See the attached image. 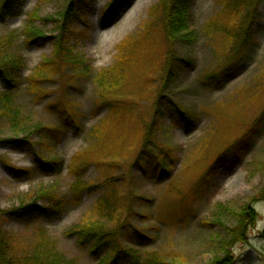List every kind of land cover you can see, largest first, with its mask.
<instances>
[{
    "label": "rangeland",
    "instance_id": "374dc122",
    "mask_svg": "<svg viewBox=\"0 0 264 264\" xmlns=\"http://www.w3.org/2000/svg\"><path fill=\"white\" fill-rule=\"evenodd\" d=\"M1 1L0 46L7 57L20 59L14 105L22 124L17 128L11 118L0 117V222L11 234L14 257L30 256L45 244L61 258L58 264H100L106 250L90 252L72 231L96 217L95 205L107 195L124 209L119 223L109 227H117L129 242L122 247L141 263L157 254L173 264H264V2L248 26L252 43L238 49L235 38L243 37L248 21L231 0H187L188 30L174 40L164 29L169 0H140L128 19L120 17L135 0L115 19L105 17L112 0H92L87 9L71 0H14L7 17ZM62 22L71 41L63 52L79 63L61 55L48 69ZM32 27L46 38L42 46L26 40ZM131 38L141 42L121 71L124 85L111 90L107 81L102 89L100 71L117 62L122 42ZM169 53L180 64L173 80L166 76ZM31 75L41 84L32 92ZM104 90L117 94L104 96ZM169 101L189 116L187 124L168 112ZM51 103L79 126L76 131L63 129L59 139L41 136L37 126L63 122L47 108ZM253 126L259 132L241 161L232 168L229 162L215 165ZM97 129L100 140L94 141ZM24 139L32 153L29 143L8 142ZM146 139L151 176L136 161ZM78 156L88 163L79 171L82 181L93 186L76 203L53 219H7L6 211L46 204L40 191L72 199L76 179L69 166ZM162 158L171 174L161 175ZM38 159L58 160L62 170L47 173ZM208 170L215 172L205 178ZM128 183L133 192L127 197ZM243 211L252 213V222L232 242Z\"/></svg>",
    "mask_w": 264,
    "mask_h": 264
},
{
    "label": "trees",
    "instance_id": "16d2710c",
    "mask_svg": "<svg viewBox=\"0 0 264 264\" xmlns=\"http://www.w3.org/2000/svg\"><path fill=\"white\" fill-rule=\"evenodd\" d=\"M13 1L14 0L1 1V7L4 16L7 17L8 15H13ZM132 1L133 0H112L108 6V10L105 13V17L115 19ZM169 1L170 2L168 8L165 11L164 29L167 37L174 40L175 38H182L183 32L188 30L189 5L187 3V0ZM71 2L75 3L80 9H87L90 4L93 3L92 0H71ZM262 2H264V0H231V3L233 5L238 6V10L243 15V19L248 21V25L243 31V37L239 39L235 38V41L238 43V49L241 47L243 48L247 43H252L253 38L248 26L257 18L259 4ZM60 30L61 33L63 32V34L60 35V38L58 39L59 41H57L58 48L55 57L51 58L45 63V67H47L48 69L52 68L53 62L59 61L61 59L59 58L61 55H65L68 58V61L72 60L71 62L79 63V59L77 56H74L69 52L67 54L66 51L63 52V50L66 49V47L71 42L68 38H66L68 35L65 36L66 23L62 22ZM190 34L191 32H187L184 37L186 38ZM62 35H64L65 37H61ZM45 39L46 38L36 32L33 27L28 31V38L26 37V40L29 42V44H36L40 46L43 45ZM139 42H141L140 38H137L136 40L131 38L130 40L122 42V45L120 44L123 47L121 48L119 46L121 49L119 52L120 56L118 57L117 62L113 66L104 68L100 71L99 83L102 89L107 81L108 87H110L111 90H114L113 88L117 90V88L124 85L125 76H120L121 71L128 64V61L126 59L128 58L129 53H133ZM68 50L70 51L69 47ZM7 55L8 54L6 50L2 46H0V79L4 85V90L0 91V117L1 115H3L5 117L11 118V121L14 122L18 128L22 124V122L19 119L20 115L18 111L15 110L14 91L17 89V85H15V83L18 81L16 76L18 75L19 71L20 59L16 57H7ZM169 58V68L166 76L168 80H173L177 78V73L175 71L179 69L180 64L177 62L178 60L176 62L174 61L175 57L171 53H169ZM28 80L30 84L29 89L31 92L33 89H40L41 84L37 83L39 81L38 78L31 75ZM106 93L112 94V96L117 94L116 92L110 93L109 90H104L103 95L105 96ZM166 106L168 112L175 119L179 120L183 124H187L189 116L186 113L180 111L179 108H176V106L174 107L172 101H169ZM47 108L52 112L60 114L62 116L63 122L57 127L44 125L37 126L35 129L41 133L42 137H55L59 139L61 130L69 128L76 131V128L79 127L78 125L74 124L73 120L68 118V115L67 117H65L64 110L57 107L55 103L47 105ZM259 129L260 127L255 128L254 126L250 128L249 135L239 139L230 149L224 152V154L220 155L216 160L215 165L224 166L229 162L228 165L230 168H232L233 166H235V164L240 162L243 157L242 151L252 146V143L255 140L254 138L258 134ZM99 132L100 130L97 129L94 136V141L100 140ZM150 135L151 133H147L148 137ZM148 141H150V139L145 140V145L143 146V149L138 153L136 161L137 163L141 162L144 167V171L147 173V175L151 176V174L155 173V169L151 167L150 161L146 157V154H148L147 152L149 151L146 148V143ZM8 142L16 147H20L19 145L23 142L29 143L30 145V142H28L27 139L9 140ZM92 143L94 142L92 141ZM31 148L32 146L30 145L29 150L32 153ZM79 160H81L80 156H78V158L75 157L74 159H72L69 166L70 173L73 174L76 179L71 186V191L73 193L72 199L69 200L66 197L59 196L57 193H53V191H40L39 195L40 197H42V199H44V202L46 204L40 206L33 204L6 211L4 215L7 217V219L17 220L23 223H30L37 217L53 219L62 214L67 204L76 203V201L79 199L78 195L80 197L84 190L93 186L84 185L85 182L82 181V177L79 174V171L85 169L88 163L86 164L84 161L83 163H80ZM164 161L165 158L160 159L162 165L161 175L163 176L166 174H171L168 163H165ZM38 162V168L45 167L48 171L47 173L58 174L62 170V168L60 167L61 163L58 160L53 162L45 161L46 163L44 164L42 163L43 161L41 159H38ZM211 169H215L214 166ZM214 172L213 170H208V172L205 174V178H207L208 175ZM129 184L130 183H128V186H125V189L128 190L126 195L127 197L131 196L133 192V188L130 187ZM121 192L122 191H120V195L123 196L124 192ZM110 199V196H102L95 205L96 217L92 220L84 221L83 224L76 226L73 229L72 233L77 235L78 244L84 248H88L92 253H99L100 250H106V254L104 255L100 264H173L171 262L163 260L164 256L155 257V255L157 254H154L152 258H148L145 262L141 263L136 258L132 249L122 247V241H128L124 239V236L117 229V227H109V224L119 223L121 217L124 215V209L119 207V209H116V205L112 204ZM237 215L236 226L239 228L231 233V235L233 234L231 237L232 242L233 239H236V237H242L245 235H243L245 227L246 225H249L250 222H252L251 220L253 219L252 213L250 214L246 211H243L242 213L240 212ZM12 244L11 234L4 231V227L0 222V264H58L61 259L60 257H58L57 253L55 254L52 252V250L44 248L45 244L39 246L36 250H34V252H32V254H30V256L24 255V257L22 258H16L12 254ZM222 249H226V258L231 257V252L229 251V246L227 244L226 246H222Z\"/></svg>",
    "mask_w": 264,
    "mask_h": 264
},
{
    "label": "bare ground",
    "instance_id": "6f19581e",
    "mask_svg": "<svg viewBox=\"0 0 264 264\" xmlns=\"http://www.w3.org/2000/svg\"><path fill=\"white\" fill-rule=\"evenodd\" d=\"M139 4H140V0H135V2L132 3L129 6V8L121 15L120 19L131 18L133 16L134 10H136ZM108 38L110 41H112V39L114 38L113 32H110V34L108 35Z\"/></svg>",
    "mask_w": 264,
    "mask_h": 264
}]
</instances>
